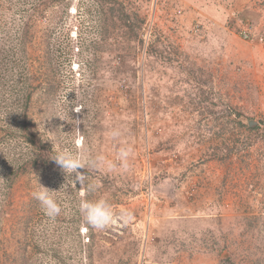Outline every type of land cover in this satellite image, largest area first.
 I'll list each match as a JSON object with an SVG mask.
<instances>
[{
	"label": "rangeland",
	"instance_id": "374dc122",
	"mask_svg": "<svg viewBox=\"0 0 264 264\" xmlns=\"http://www.w3.org/2000/svg\"><path fill=\"white\" fill-rule=\"evenodd\" d=\"M99 199L131 216L91 228ZM0 264H264V0H0Z\"/></svg>",
	"mask_w": 264,
	"mask_h": 264
},
{
	"label": "clouds",
	"instance_id": "9594fccd",
	"mask_svg": "<svg viewBox=\"0 0 264 264\" xmlns=\"http://www.w3.org/2000/svg\"><path fill=\"white\" fill-rule=\"evenodd\" d=\"M109 136L116 140L121 136V130L119 128H113ZM132 152L131 147L122 146L118 150V158L124 162V167H127V159ZM55 163L62 169V171L72 176L75 173L74 182L83 183L86 179V175L77 171L78 169L96 168L99 163L103 161V157L97 156L95 158L84 159L71 152H58L52 158ZM66 185H61L60 190L51 191L47 188L40 186L39 191L32 193L33 198L39 202L41 211L45 216L50 219H55L61 214V206L52 195V193L66 190ZM94 185H88L86 191H93ZM83 195V193H82ZM78 210L83 218V221L91 228L104 231L112 227L118 220H127L131 216V212L123 210L117 215L112 205L105 199H99L96 201L81 200L78 205Z\"/></svg>",
	"mask_w": 264,
	"mask_h": 264
},
{
	"label": "trees",
	"instance_id": "16d2710c",
	"mask_svg": "<svg viewBox=\"0 0 264 264\" xmlns=\"http://www.w3.org/2000/svg\"><path fill=\"white\" fill-rule=\"evenodd\" d=\"M45 1H49V0H45ZM43 11H44L43 9L39 10L38 13L42 14ZM30 27L32 28L33 25L30 26V24H25V26L23 27V32H22L21 36L24 37L26 43H27V37L29 35ZM19 47H21L20 44H19ZM19 58L22 59L21 55L18 57V54H15V59L13 58L14 64L13 63L11 64V68H14V67L16 68L19 65L18 62L21 60V59L19 60ZM27 68H29V66ZM30 97H31L30 92L24 93L22 95V99H23L22 105H21L22 109L18 115V119H19L18 123L19 124L14 126V128H15V132L23 133L24 135H27V133H28L29 135H32L31 137L36 138L37 134L34 130L29 128L28 120H27L28 119V115H27L28 102L30 100ZM6 131H8V130L6 129ZM27 140L30 142V138H27ZM31 144L35 145V142L31 141ZM35 153L36 152H34L31 156H28V158H26V160H24V162H22L23 164L20 165L21 169L25 167L26 162H31L32 164H35L39 161V158L41 159L40 155H36Z\"/></svg>",
	"mask_w": 264,
	"mask_h": 264
},
{
	"label": "built area",
	"instance_id": "2783aa9c",
	"mask_svg": "<svg viewBox=\"0 0 264 264\" xmlns=\"http://www.w3.org/2000/svg\"><path fill=\"white\" fill-rule=\"evenodd\" d=\"M242 38L244 39V40H247L248 38H249V32L247 31H245V33H242Z\"/></svg>",
	"mask_w": 264,
	"mask_h": 264
}]
</instances>
